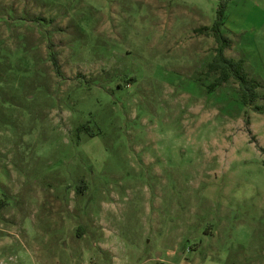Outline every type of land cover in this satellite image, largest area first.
<instances>
[{
    "label": "rangeland",
    "instance_id": "obj_1",
    "mask_svg": "<svg viewBox=\"0 0 264 264\" xmlns=\"http://www.w3.org/2000/svg\"><path fill=\"white\" fill-rule=\"evenodd\" d=\"M0 264H264V0H0Z\"/></svg>",
    "mask_w": 264,
    "mask_h": 264
},
{
    "label": "trees",
    "instance_id": "obj_2",
    "mask_svg": "<svg viewBox=\"0 0 264 264\" xmlns=\"http://www.w3.org/2000/svg\"><path fill=\"white\" fill-rule=\"evenodd\" d=\"M226 1H223L225 5ZM225 9L219 10V15L212 27H204L201 30L211 32L217 40L218 47L216 48V55L213 61L210 63V72L217 73L216 81L213 83V87L223 85L232 79H235L240 84V89L243 93V98L248 103H254L258 97V88L261 86L260 82L249 76L246 70L245 59H235L228 57L226 51L232 47L233 40L224 33ZM52 60L58 71L61 70L58 54L52 53ZM209 72V73H210ZM83 128V127H82ZM83 129L79 128L78 132H82ZM87 130H89L87 128ZM93 135V134H92Z\"/></svg>",
    "mask_w": 264,
    "mask_h": 264
}]
</instances>
